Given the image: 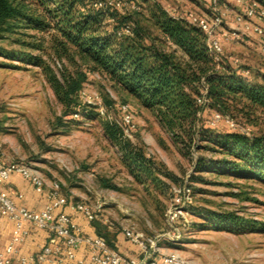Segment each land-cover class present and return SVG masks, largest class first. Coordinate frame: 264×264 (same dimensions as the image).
<instances>
[{"label": "rangeland", "instance_id": "1", "mask_svg": "<svg viewBox=\"0 0 264 264\" xmlns=\"http://www.w3.org/2000/svg\"><path fill=\"white\" fill-rule=\"evenodd\" d=\"M157 2L170 12L209 14L211 9L208 0H122L118 10L121 15L134 17L138 15L134 11L140 10L142 24L155 30L152 20L146 18ZM225 5L222 12L226 6L235 12L241 9ZM115 22V18H107L104 23L111 30ZM27 32L35 34L45 48L22 47L15 41L19 34L0 37V155L4 161L25 160L44 175L48 185L59 181L69 200L86 202L93 208L94 221L100 222L103 233L110 237L134 227L148 236H161L162 252L177 250L197 264H264V173H237L210 163L199 166L201 156L217 161L227 155L219 149H198L179 141L153 109L98 70L88 71L81 99L100 103L106 114L101 115L93 104V113H74L57 95L45 65L59 75L63 68L84 69L86 65L78 56L73 57L71 50L61 58L56 55L53 43L58 42L54 38L60 36L56 29ZM246 37L226 40L222 58L237 69L249 68L250 74L244 76L264 84V53L250 50ZM4 48L13 55L5 53ZM21 52H31L35 61ZM233 57L239 62L235 63ZM125 102L134 114L136 127L132 130L122 121L121 105ZM215 110L213 106L206 110L208 124ZM230 117L238 128L250 127L251 134L264 135V110H257L250 118L242 113ZM107 122L120 126L125 138L144 145L146 154L159 166V181L139 173L125 160L121 147L107 134ZM214 127L230 129L225 121ZM205 144L212 143L199 142L200 146ZM104 180L114 186L104 185ZM183 182L191 184L193 202L184 218L171 223L166 214L171 190ZM206 210L233 211L257 224L216 223ZM165 232L179 234V238L162 236Z\"/></svg>", "mask_w": 264, "mask_h": 264}, {"label": "trees", "instance_id": "2", "mask_svg": "<svg viewBox=\"0 0 264 264\" xmlns=\"http://www.w3.org/2000/svg\"><path fill=\"white\" fill-rule=\"evenodd\" d=\"M96 0H0V37L19 34L15 38L22 47L44 49L43 42L28 30L43 32L56 29L55 53L78 56L86 68L61 74L45 65L49 81L61 101L74 113L88 115L93 106L81 99L88 71L105 73L114 85L135 96L156 112L158 119L181 142L198 149H219L224 155L217 161L201 156L198 165H216L237 173H264V135L216 128L207 123L206 111L197 102V95L206 88L209 105L234 116L242 113L250 118L264 110V84L248 80L232 62H216L207 46L204 32L185 18L176 17L160 3H155L151 30L142 24L138 14H120L117 6L98 7ZM115 18L111 30L104 23ZM129 25L131 31L119 35ZM5 53L13 55L4 48ZM17 51H13V53ZM20 53V52H18ZM31 56V52H21ZM31 60L35 61L31 56ZM37 62L42 64L41 58ZM201 112V114H200ZM108 136L123 150L125 160L153 181H159V166L146 154L144 145L123 136L120 126L107 122ZM200 141L212 144L200 146ZM264 175V174H262ZM106 186H114L108 181ZM216 223L226 225H256L233 211L206 210ZM94 221V220H92ZM97 233L115 247V237L103 233L104 226L93 222ZM105 235V236H104Z\"/></svg>", "mask_w": 264, "mask_h": 264}, {"label": "built area", "instance_id": "3", "mask_svg": "<svg viewBox=\"0 0 264 264\" xmlns=\"http://www.w3.org/2000/svg\"><path fill=\"white\" fill-rule=\"evenodd\" d=\"M122 0H96L95 6L107 7L117 6ZM209 14H200L193 10L184 12H171L176 17L185 18L188 22L198 26L206 35L208 50L216 62H220L224 53V42L229 39H241L248 32H254L264 37V0H209ZM234 4L240 6L241 10L235 14V22L241 27H229L225 21V13L221 11L220 5ZM169 11V10H168ZM131 31L129 25L119 31V35ZM261 51L264 53V42L261 43ZM235 63L238 57H233ZM243 75H249V68L238 70ZM85 91L82 89L81 96ZM88 103L95 105L101 115L106 114V109L96 102L88 99ZM197 102L202 110L208 109L210 98L206 88L197 95ZM122 121L131 130L136 127L134 114L129 103H123ZM201 114V112H200ZM225 121L231 130L251 135V128L245 130L237 127V123L230 115L215 110L210 122L215 126L217 122ZM13 175H20L30 182L35 191L46 198V203L41 209L30 208L16 202L15 198L4 189L0 188V214L13 220L14 233L6 247L0 251V264H12L15 256L21 264H41L49 261L51 264H197L177 250L162 252L159 246L161 236H148L134 227H126L124 235L131 242L139 245L144 256H127L117 248L112 247L105 237L99 234H86L82 227L75 221L74 216L65 211L70 207L75 213L84 215L89 221L96 218L91 206L82 201H71L62 192L61 183L54 181L50 185L44 175L33 165L25 160L4 161L0 155V184L8 181ZM171 203L167 209L168 220L177 223L184 218L188 207L193 202L194 194L190 183L183 182L173 186ZM18 193V197H22ZM32 227L48 230L51 233L50 240L41 250L31 255L19 254V245L26 239ZM162 236L170 239H178L179 234L165 232ZM87 247V257H79L78 252L83 245Z\"/></svg>", "mask_w": 264, "mask_h": 264}, {"label": "crops", "instance_id": "4", "mask_svg": "<svg viewBox=\"0 0 264 264\" xmlns=\"http://www.w3.org/2000/svg\"><path fill=\"white\" fill-rule=\"evenodd\" d=\"M223 6L220 5V8L223 9ZM223 12L225 13L226 23L228 26L233 28L241 27L235 22V11L226 6ZM254 21H260L264 26V20L256 19ZM246 36L245 43L247 45H251L248 46L250 50H261V43L264 42V37H261L254 32H248ZM255 46L257 48H254ZM0 188L7 190L15 198L17 203L24 204L30 208L41 209L47 201L44 195L37 193L30 182L20 175H13L8 181L1 183ZM18 193H22L23 196L18 197ZM65 211L74 216L75 221L82 227L86 234H98L96 228L91 224V221H89L84 215L75 213L72 209H70V207H66ZM13 233V220L0 214V251L6 247L8 242L11 240ZM50 236L51 233L48 230L32 227L26 239L19 245V254L28 256L38 252L47 242H49ZM114 243L115 247L124 255L137 257L145 255L139 245H136L126 238L123 232L118 233L115 236ZM78 256L84 258L87 257V247L85 244L80 248ZM17 257L18 256H15L12 264H21ZM41 264L51 263L49 261H45ZM86 264H90L88 258L86 259Z\"/></svg>", "mask_w": 264, "mask_h": 264}]
</instances>
